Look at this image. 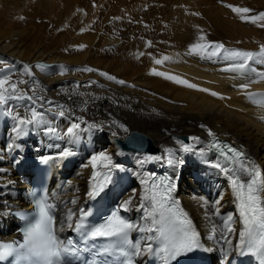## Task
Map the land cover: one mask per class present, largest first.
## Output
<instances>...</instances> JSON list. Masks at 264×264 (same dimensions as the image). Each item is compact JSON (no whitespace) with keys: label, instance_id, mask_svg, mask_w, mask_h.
<instances>
[{"label":"bare ground","instance_id":"obj_1","mask_svg":"<svg viewBox=\"0 0 264 264\" xmlns=\"http://www.w3.org/2000/svg\"><path fill=\"white\" fill-rule=\"evenodd\" d=\"M170 27L177 29L175 25L170 24ZM80 31L77 32L85 30ZM89 32L88 27L85 34L73 39L72 43L97 45L99 37L91 36ZM248 33H243V37L250 36ZM28 39L32 37L25 36L24 30L15 24L0 30V60L13 65L16 76H20L24 65H29L33 72L32 76L22 77L28 83L20 87L34 97L35 104L27 100L17 104L10 101L9 106L13 107L14 113L21 115H29L32 106L44 113L43 123L23 126V133L17 135L14 131L17 122L13 124V117L9 119L7 106L0 109V237L14 234L6 209L26 204L25 181L35 161L51 156L58 163L57 174L64 173L66 185L60 194L56 193L59 189L57 180L53 182L54 195L60 201L59 227L64 230L69 212L74 213L75 221L90 191L92 168L91 165L87 168L83 165L88 164L93 154L104 151L111 156L113 164L119 165L112 184L113 196L120 203L133 197L132 208H140V195L145 187L141 180H148L162 164L172 160L175 194L199 229L206 247L212 249L218 258L228 257L227 252L234 251L239 245L242 224L228 175L223 171L225 164L220 158L209 155L207 140L211 136L209 131L233 140L251 156L247 160H252L264 171V99L257 97L250 100L236 87L248 79H255V76H244L251 69L264 71V67L257 69L259 63L264 65V62L256 57L241 73L230 67L238 60H227L223 56L201 57L180 48L181 44L173 41L159 52V56L142 61L138 67L114 65L113 61L103 63V69L110 67V76L125 81L119 84L96 71H83L85 68L77 67L76 62L85 59L90 64L92 60L87 54L78 58L76 55L55 53L43 48L40 43L28 42ZM116 42L120 40L109 36L102 44L114 45ZM249 48L238 50L257 53L260 45L254 48L249 45ZM163 56L172 59L157 65L155 59ZM37 64L47 67L41 70L36 67ZM154 68L199 87L189 88L152 75ZM200 88L221 95L213 96L210 92L200 91ZM249 91L264 92V81L252 84ZM61 111L64 112L62 116L59 114ZM73 123H78L80 127L75 130L74 136H68L67 128ZM46 127H55L57 133L42 134L41 129ZM132 130L145 134L160 150L150 153L120 149L116 138L124 140ZM36 135L48 140L41 148H34V142L30 140ZM181 135L189 139L183 140ZM193 136L199 137V142L191 140ZM183 144L190 146L189 151L183 150ZM63 151L72 155L62 157L59 153ZM149 156L160 159L147 160ZM216 163L222 167L216 168ZM218 199L220 204L217 206L215 201ZM145 206L148 207L147 202ZM216 207L219 208V215H215ZM141 210L143 222L148 226L151 218H146L144 209ZM230 214L233 220L229 223L235 229L231 233L224 224ZM225 238L231 244L226 243Z\"/></svg>","mask_w":264,"mask_h":264},{"label":"snow or ice","instance_id":"obj_2","mask_svg":"<svg viewBox=\"0 0 264 264\" xmlns=\"http://www.w3.org/2000/svg\"><path fill=\"white\" fill-rule=\"evenodd\" d=\"M234 13L239 16V19L245 22H250L264 28V12L258 14L249 15L252 12L247 7H240L231 4L226 5ZM193 15H199V13H193ZM151 42H149L150 44ZM83 48L85 45H79ZM190 53H195L201 57L207 58H219L223 56L227 60H238V63L231 64L232 69L238 70L243 73L248 67V62L256 57L264 62V44L260 45V50L257 53L241 51V50H229L221 42H213L207 40L206 35L201 33L198 41L190 45ZM172 58L169 56H163L160 59H155L157 65H161L166 61H170ZM37 68L44 70L47 66L43 64H37ZM83 71L94 72L97 71L93 68H85ZM251 72L255 74V79H248L246 83H240L238 87L243 95L250 100H256L257 97L264 99V92H252L249 91L252 84L260 83L264 81V71L257 72L255 69H251ZM63 74V72L61 73ZM152 75L162 76L165 79L172 80L177 84L184 85L189 88H198L199 86L193 84L179 76L169 74L163 71H158L155 68L152 69ZM32 76L33 72L29 65L23 66V71L20 76H16L13 65L8 64L4 60H0V109H5L8 116H12L17 122L14 131L17 135H20L24 131L23 126L38 125L44 122V113L37 111L35 106L29 109V115H21L19 112L14 113L13 107L9 106L10 101H23L27 100L33 105L35 104L34 97L28 95L27 91L20 86L27 84L28 81L23 79V76ZM100 75L107 77L109 80H114L119 84H124L123 80H116V77L110 76L108 73L101 72ZM79 86V85H78ZM200 91L210 92L207 88H200ZM33 92L35 89L32 90ZM213 96H220V93L215 91L210 92ZM81 95H83L81 93ZM221 98H223L221 96ZM38 99H43L39 97ZM51 103V102H49ZM61 116L64 112L59 113ZM124 127L123 125H120ZM80 125L73 123L67 128V135L74 136L75 130ZM45 131L49 134L57 133L55 127H46ZM125 131L127 129L125 128ZM115 135V133H113ZM209 135H213L209 131ZM191 140L199 142V137H190ZM11 147V146H9ZM184 151H189L190 146L188 144L182 145ZM218 153L219 158H223L227 164L233 165V168L227 166L223 167V171L228 175L230 186L232 189L234 202L236 204L237 211L239 213V219L242 224V228L239 232V245L241 249L246 248L248 252L254 253L260 261V264H264V171H262L259 165L248 161L245 158V154L235 148L228 145H222L219 142H215L211 145ZM60 156L72 155L68 151L59 153ZM147 160L160 159V157L149 156ZM168 163L173 164L172 160ZM183 163V161H180ZM92 168V176L90 179V191L89 197L98 196L109 183L112 182V171L114 168H118L119 165L112 163L111 156L101 151L93 154L88 164L83 165L84 168ZM216 168H221L220 163L214 165ZM97 169H103L97 171ZM232 173L229 175V173ZM102 177V179H101ZM71 181H69V184ZM144 191L140 195V208L144 209V215L146 218H151V227H138L137 224L129 221L123 216L113 213L108 217L106 221L99 225L87 227L84 223L87 212H81L80 217L73 225L74 213L71 211L67 216L69 228H73L78 233H81L84 241H95L100 238H116L118 244L115 250L110 248H104L98 251V255L108 254L110 251H115L117 254L130 257L131 255L139 254L141 246L139 243L133 244L129 240V233L133 230H137L141 233H151L155 231L158 233V237L147 236L142 237L146 241H151L154 238L161 240L162 247L158 249V253L162 254L161 259L163 264H168L169 260L174 259L176 256L190 252L193 248L199 247L197 240L198 233L195 231L192 221L188 217V214L179 206V201L172 198V192L175 189V185L170 182L168 177L153 180L149 183L148 180H141ZM135 193V190H133ZM222 199V197H221ZM133 197H129L125 200L121 207L128 209L132 204ZM75 201H73L74 203ZM147 202L148 207L145 206ZM220 200L215 201V205H219ZM53 205H49L45 200L36 202V213L32 219L26 220L25 226L19 229L22 233V241H0V261L8 260L10 257H15L17 261H27L28 264H67L66 257L74 256L80 251L74 245L73 240L68 239L66 242L61 240L57 235V230L54 223V216L52 215ZM215 215H219V208L216 207ZM233 220L232 215H228L224 221V224L229 233L234 232L235 229L229 222ZM215 231V228H213ZM225 242L231 244L230 240L225 238ZM130 246L134 249V252H129L126 248ZM145 251H152V244L145 243ZM211 249H209L210 251ZM127 264H131L129 259Z\"/></svg>","mask_w":264,"mask_h":264},{"label":"rangeland","instance_id":"obj_3","mask_svg":"<svg viewBox=\"0 0 264 264\" xmlns=\"http://www.w3.org/2000/svg\"><path fill=\"white\" fill-rule=\"evenodd\" d=\"M227 4L247 7L252 10L249 15L264 12V0H0V30L15 24L25 36L32 37L28 42L40 43L48 51L63 55L79 58L87 54L90 64L85 59L76 62L77 67L110 75V67L103 69V63L113 61L114 65L138 67L175 41L181 44L180 48L189 50L201 33L229 50L264 44V28L240 20ZM170 24L177 29L173 30ZM85 27L99 41L97 45L76 47L79 43L73 44L72 40L85 34ZM80 29L85 31L78 33ZM246 31L250 36L244 38ZM109 36L120 42L103 45ZM44 130L41 129L42 134L46 133Z\"/></svg>","mask_w":264,"mask_h":264},{"label":"water","instance_id":"obj_4","mask_svg":"<svg viewBox=\"0 0 264 264\" xmlns=\"http://www.w3.org/2000/svg\"><path fill=\"white\" fill-rule=\"evenodd\" d=\"M136 136H137V133H134V131H132L128 135V137L126 139L127 141L126 140L125 141L120 140V141L122 142V145L125 148H131V149L142 150V151H151V152L156 151L155 145L149 139H146V138H140L139 141L132 144L131 141H133L136 138ZM143 137H146V136H143Z\"/></svg>","mask_w":264,"mask_h":264}]
</instances>
